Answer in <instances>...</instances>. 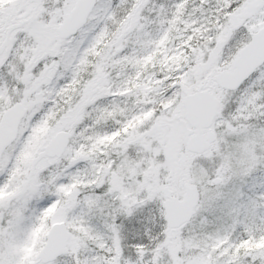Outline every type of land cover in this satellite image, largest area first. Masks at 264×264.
<instances>
[{
    "label": "snow or ice",
    "instance_id": "6c2138e0",
    "mask_svg": "<svg viewBox=\"0 0 264 264\" xmlns=\"http://www.w3.org/2000/svg\"><path fill=\"white\" fill-rule=\"evenodd\" d=\"M0 264H264V0H0Z\"/></svg>",
    "mask_w": 264,
    "mask_h": 264
}]
</instances>
